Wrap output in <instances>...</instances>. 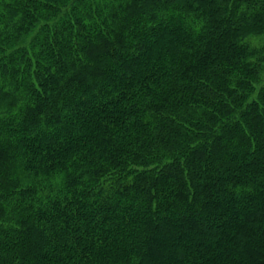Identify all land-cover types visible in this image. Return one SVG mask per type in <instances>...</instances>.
Listing matches in <instances>:
<instances>
[{
  "label": "trees",
  "instance_id": "obj_1",
  "mask_svg": "<svg viewBox=\"0 0 264 264\" xmlns=\"http://www.w3.org/2000/svg\"><path fill=\"white\" fill-rule=\"evenodd\" d=\"M0 264H264V0H0Z\"/></svg>",
  "mask_w": 264,
  "mask_h": 264
},
{
  "label": "rangeland",
  "instance_id": "obj_2",
  "mask_svg": "<svg viewBox=\"0 0 264 264\" xmlns=\"http://www.w3.org/2000/svg\"><path fill=\"white\" fill-rule=\"evenodd\" d=\"M258 41L260 42L261 40L259 39Z\"/></svg>",
  "mask_w": 264,
  "mask_h": 264
}]
</instances>
